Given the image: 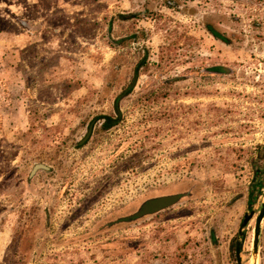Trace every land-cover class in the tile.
<instances>
[{
  "label": "rangeland",
  "instance_id": "obj_1",
  "mask_svg": "<svg viewBox=\"0 0 264 264\" xmlns=\"http://www.w3.org/2000/svg\"><path fill=\"white\" fill-rule=\"evenodd\" d=\"M255 168L264 0H0V264H264Z\"/></svg>",
  "mask_w": 264,
  "mask_h": 264
},
{
  "label": "water",
  "instance_id": "obj_2",
  "mask_svg": "<svg viewBox=\"0 0 264 264\" xmlns=\"http://www.w3.org/2000/svg\"><path fill=\"white\" fill-rule=\"evenodd\" d=\"M135 84V80L129 85V87L123 91V93L121 94V97L126 95V93L131 90V88L134 86ZM92 130V125L89 126L87 134L85 136L88 137L91 133ZM37 167H44V165H37L35 168ZM182 197L181 193H176V194H169V195H162L159 197H154L151 199L146 200L144 203H142V205L140 206V208L138 209L137 212L128 215V216H124L118 219V221H130L133 219H137L140 218L144 215L147 214H152L155 212H158L164 208H167L173 204H175L180 198ZM254 215V211L250 210L249 213L244 214L242 222H241V228H243L245 225H247L248 221L253 217ZM264 216V202L261 205V208L258 211V214L255 217V224H254V235H253V255H256L257 251H258V239H259V232H260V224L262 221V218ZM240 235H241V239L240 241L236 242L235 245V256H236V261L237 264H241V260H240V252H241V248H242V244H243V239H244V232L240 231ZM254 264L256 263V260L254 259Z\"/></svg>",
  "mask_w": 264,
  "mask_h": 264
},
{
  "label": "trees",
  "instance_id": "obj_3",
  "mask_svg": "<svg viewBox=\"0 0 264 264\" xmlns=\"http://www.w3.org/2000/svg\"><path fill=\"white\" fill-rule=\"evenodd\" d=\"M205 27L206 29L208 30V32L213 36L215 37L216 39L222 41L223 43L225 44H232L233 42V39H235L237 35H235L234 33L232 34H227L226 32L224 31H221L217 28H215L211 23H205ZM237 40V39H236ZM146 64V61H142L141 63H139L137 66H136V69H135V77L137 75V69L139 66H143ZM214 70H218V69H221V68H213ZM256 169V168H255ZM258 170L256 169L255 170V179H253L252 181V186L251 189H250V192H249V200L253 197V196H256V193L259 192V190L261 189L262 187V182H264V173L259 171L257 172Z\"/></svg>",
  "mask_w": 264,
  "mask_h": 264
},
{
  "label": "bare ground",
  "instance_id": "obj_4",
  "mask_svg": "<svg viewBox=\"0 0 264 264\" xmlns=\"http://www.w3.org/2000/svg\"><path fill=\"white\" fill-rule=\"evenodd\" d=\"M254 264V263H253ZM256 264V263H255Z\"/></svg>",
  "mask_w": 264,
  "mask_h": 264
}]
</instances>
